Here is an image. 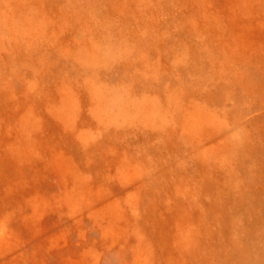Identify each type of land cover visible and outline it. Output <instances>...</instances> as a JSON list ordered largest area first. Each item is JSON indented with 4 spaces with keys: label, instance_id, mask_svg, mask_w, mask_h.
Returning <instances> with one entry per match:
<instances>
[{
    "label": "rangeland",
    "instance_id": "374dc122",
    "mask_svg": "<svg viewBox=\"0 0 264 264\" xmlns=\"http://www.w3.org/2000/svg\"><path fill=\"white\" fill-rule=\"evenodd\" d=\"M0 264H264V0H0Z\"/></svg>",
    "mask_w": 264,
    "mask_h": 264
},
{
    "label": "bare ground",
    "instance_id": "6f19581e",
    "mask_svg": "<svg viewBox=\"0 0 264 264\" xmlns=\"http://www.w3.org/2000/svg\"><path fill=\"white\" fill-rule=\"evenodd\" d=\"M155 15V14H154Z\"/></svg>",
    "mask_w": 264,
    "mask_h": 264
}]
</instances>
